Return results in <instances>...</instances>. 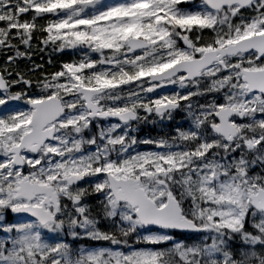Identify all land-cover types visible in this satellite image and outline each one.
I'll list each match as a JSON object with an SVG mask.
<instances>
[{
    "label": "snow or ice",
    "instance_id": "obj_1",
    "mask_svg": "<svg viewBox=\"0 0 264 264\" xmlns=\"http://www.w3.org/2000/svg\"><path fill=\"white\" fill-rule=\"evenodd\" d=\"M0 264H264V0H0Z\"/></svg>",
    "mask_w": 264,
    "mask_h": 264
},
{
    "label": "flooded vegetation",
    "instance_id": "obj_2",
    "mask_svg": "<svg viewBox=\"0 0 264 264\" xmlns=\"http://www.w3.org/2000/svg\"><path fill=\"white\" fill-rule=\"evenodd\" d=\"M161 127L160 125H148V126H145L142 130L141 133H146V131L149 130V136H156L158 134H160L161 132Z\"/></svg>",
    "mask_w": 264,
    "mask_h": 264
}]
</instances>
